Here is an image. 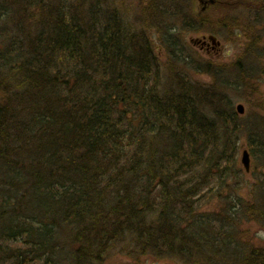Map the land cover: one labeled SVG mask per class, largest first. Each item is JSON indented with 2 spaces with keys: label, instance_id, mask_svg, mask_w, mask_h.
Wrapping results in <instances>:
<instances>
[{
  "label": "trees",
  "instance_id": "1",
  "mask_svg": "<svg viewBox=\"0 0 264 264\" xmlns=\"http://www.w3.org/2000/svg\"><path fill=\"white\" fill-rule=\"evenodd\" d=\"M144 1L130 21L121 0H0V264H104L118 245L132 259L221 264L235 217L264 226V129L239 118L212 62L176 56L169 22L249 34L260 24L227 13L264 0H216L210 17ZM255 34L245 51L264 55ZM242 139L259 206L239 192ZM240 255L227 264H264L263 248Z\"/></svg>",
  "mask_w": 264,
  "mask_h": 264
},
{
  "label": "rangeland",
  "instance_id": "2",
  "mask_svg": "<svg viewBox=\"0 0 264 264\" xmlns=\"http://www.w3.org/2000/svg\"><path fill=\"white\" fill-rule=\"evenodd\" d=\"M123 3L124 13L128 16L127 19L138 18L140 13H142V6H146L144 0H121ZM183 5H186V10L191 14L195 15H205L211 16L210 13L214 10L212 8H207L205 11L201 10V5L198 0H183ZM137 6V7H135ZM254 10V9H253ZM253 10H248L243 6H235L227 13L228 19L227 21L233 22V18L241 17V23L244 24L246 21H252L253 23H258L260 25L256 27L253 32L247 34V32H242L241 29H234V33H231L230 30H226L223 27L215 26L214 22H216V17L212 18L215 21H212V26L216 29L215 32H209L206 28L202 32L193 33L188 31L185 26L182 28L178 27L177 24H174L173 21H169L174 29L171 30L173 33L172 38V47L176 53V56L181 59H186L191 62V66L194 65V60L198 61H210L214 64L217 69L221 70L220 79L218 78V82L227 83L228 86L216 85L219 90L222 88L226 92V95L231 98L234 102V106L237 104H241L243 107V113L238 116L241 120L247 119V121L252 123V128L259 129L262 127L264 129V55L262 51H245L248 47V43L252 40L255 33H259L261 35V39L257 40V45L259 48H264V10L255 12ZM216 14V13H215ZM218 16V14H216ZM248 17H250L248 19ZM140 18V17H139ZM166 21L167 24H169ZM173 22V23H171ZM179 23V22H175ZM211 26V25H209ZM206 27V26H205ZM177 34V35H176ZM180 37L177 38L176 36ZM208 35H213L216 37V40L213 43L210 39H208ZM202 36L206 37V41L208 43V47L197 43L194 41L200 39ZM153 45L155 55H157V60L160 64H164L166 62V55L164 53L165 48L163 44L156 38L155 34L150 36ZM218 43V44H217ZM193 53V59H190L189 56ZM261 55H263L261 57ZM244 69L243 73L240 72V66ZM246 76L247 79L251 81L250 88L242 91V82L243 76ZM192 79L197 81L202 87L211 86L213 84V78L210 74L206 73H198L192 75ZM238 81V83H237ZM240 87V88H239ZM240 89L237 90L236 89ZM260 128V129H262ZM245 149L248 151L246 146V142L242 139L241 149H239L238 153V166L241 169H244V166L240 162L242 150ZM250 157V166L249 171L246 172L248 175L245 177L246 185L242 188L240 195L244 197L246 202L256 203L259 206V202H256L254 197H257L259 188L258 186L261 183V177L256 172H259L260 167H256V163L254 162L251 155ZM253 172V175L252 173ZM260 181V183H259ZM258 186V187H257ZM254 191V192H253ZM237 218V221H240V226L231 231V239L227 240L229 244H227L230 248L229 250H223L221 255H227L222 257L231 263V261L237 260L240 254L243 252L246 253L250 246L263 248L264 249V226L261 224V220L257 216H252V219L247 221L245 218L240 219ZM235 230V231H234ZM226 232L221 235L226 236ZM226 242V243H227ZM120 246H116L111 250L106 257H104V264H178L174 262L167 261H159V259L154 258L152 256H140L135 258H130L129 255L125 251H120ZM219 255V256H221ZM222 262L221 264H227ZM229 263V264H230Z\"/></svg>",
  "mask_w": 264,
  "mask_h": 264
},
{
  "label": "water",
  "instance_id": "3",
  "mask_svg": "<svg viewBox=\"0 0 264 264\" xmlns=\"http://www.w3.org/2000/svg\"><path fill=\"white\" fill-rule=\"evenodd\" d=\"M208 2L210 3H214V0H208ZM203 39H206L205 36H202ZM208 39H210L212 42L216 40V37L213 36V35H208ZM243 106L241 104H237L236 105V110L239 114H242L243 113ZM249 159V155H248V152L246 150H244L242 152V157H241V163L243 164L244 166V171L248 172L249 171V166H250V161L248 160Z\"/></svg>",
  "mask_w": 264,
  "mask_h": 264
},
{
  "label": "flooded vegetation",
  "instance_id": "4",
  "mask_svg": "<svg viewBox=\"0 0 264 264\" xmlns=\"http://www.w3.org/2000/svg\"><path fill=\"white\" fill-rule=\"evenodd\" d=\"M198 2L201 5V10L205 11L207 8H210L211 6H213L215 4L216 0H214V3H210V2H208V0H198ZM194 42H195V44H197V43L201 44V46H203V45L207 46L208 45L206 39H203L202 37L200 39L194 41ZM213 43H215V42L213 41Z\"/></svg>",
  "mask_w": 264,
  "mask_h": 264
},
{
  "label": "bare ground",
  "instance_id": "5",
  "mask_svg": "<svg viewBox=\"0 0 264 264\" xmlns=\"http://www.w3.org/2000/svg\"><path fill=\"white\" fill-rule=\"evenodd\" d=\"M244 150H245V149H243L242 152H243ZM246 151H247V150H246ZM247 152H248V151H247ZM248 155H249V153H248ZM241 157H242V155H241ZM249 159H250V157H249ZM249 159H248V160H249ZM249 161H250V160H249ZM240 162H241V159H240ZM242 165H243V164H242Z\"/></svg>",
  "mask_w": 264,
  "mask_h": 264
}]
</instances>
